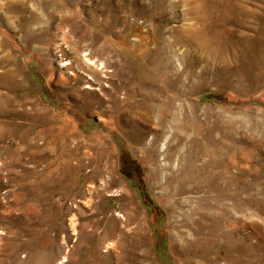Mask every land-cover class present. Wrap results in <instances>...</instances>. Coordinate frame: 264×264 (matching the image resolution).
<instances>
[{
  "label": "rangeland",
  "instance_id": "rangeland-1",
  "mask_svg": "<svg viewBox=\"0 0 264 264\" xmlns=\"http://www.w3.org/2000/svg\"><path fill=\"white\" fill-rule=\"evenodd\" d=\"M0 264H264V0H0Z\"/></svg>",
  "mask_w": 264,
  "mask_h": 264
},
{
  "label": "bare ground",
  "instance_id": "bare-ground-1",
  "mask_svg": "<svg viewBox=\"0 0 264 264\" xmlns=\"http://www.w3.org/2000/svg\"><path fill=\"white\" fill-rule=\"evenodd\" d=\"M203 42V41H202ZM204 43V42H203ZM205 44V43H204ZM210 46V45H209ZM199 47V46H198ZM204 49V48H203ZM207 49V48H206ZM213 49V48H212ZM211 51V50H210ZM215 52H217V51H215ZM210 53V52H209ZM207 53H205V55H206ZM225 54V53H224ZM213 56V55H212ZM224 56V55H223ZM222 56V57H223ZM227 56V55H226ZM221 57V56H220ZM227 58V57H226ZM208 59V58H207ZM212 59H213V57H212ZM211 60V59H210ZM225 60V59H224ZM88 61H90L89 59H88ZM227 61L228 60H225V62L227 63ZM235 62H236V57H235V60H234ZM89 63V62H88ZM95 64V63H94ZM253 63L251 64V63H249L248 64V66H243V68H242V66H236V65H234V66H231L228 70H229V72L234 76H236L237 78H239V79H241V78H245V79H248L249 80V82H251L252 84H253V82L255 81V77L256 76H254V74H251V71L253 70ZM64 66V65H63ZM227 67H229V65L227 66ZM251 70V71H250ZM249 155L250 156H252V150H250L249 151Z\"/></svg>",
  "mask_w": 264,
  "mask_h": 264
}]
</instances>
